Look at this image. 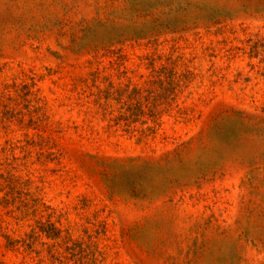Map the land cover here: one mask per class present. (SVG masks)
Instances as JSON below:
<instances>
[{"label": "rangeland", "instance_id": "obj_1", "mask_svg": "<svg viewBox=\"0 0 264 264\" xmlns=\"http://www.w3.org/2000/svg\"><path fill=\"white\" fill-rule=\"evenodd\" d=\"M0 264H264V0H0Z\"/></svg>", "mask_w": 264, "mask_h": 264}]
</instances>
